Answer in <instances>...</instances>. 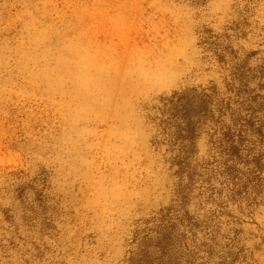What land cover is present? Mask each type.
Returning a JSON list of instances; mask_svg holds the SVG:
<instances>
[{"label": "rangeland", "instance_id": "rangeland-1", "mask_svg": "<svg viewBox=\"0 0 264 264\" xmlns=\"http://www.w3.org/2000/svg\"><path fill=\"white\" fill-rule=\"evenodd\" d=\"M210 85L224 123L263 119L264 0H0V264L139 257L188 182L159 98ZM210 127L169 253L264 264V132L229 176Z\"/></svg>", "mask_w": 264, "mask_h": 264}, {"label": "trees", "instance_id": "trees-1", "mask_svg": "<svg viewBox=\"0 0 264 264\" xmlns=\"http://www.w3.org/2000/svg\"><path fill=\"white\" fill-rule=\"evenodd\" d=\"M255 54L256 52H252L250 55ZM261 68H255L251 72L262 75ZM244 79H246L244 85L247 86L248 76L241 78V80ZM215 90V85L198 86L173 91L170 95L159 98V114L166 118L158 125L165 123L161 133L179 147L178 152L172 157V164L178 167V175L185 173L188 182L177 192V200L174 205L170 204L160 209L156 217L146 220V222H153L154 236L144 239V247L139 257L138 255L130 257L127 264H183L169 251L173 244V234L177 231L178 225L185 224L191 219L185 206L191 183L194 181L195 169L191 167L188 159L195 150V141L202 126L210 125L213 135L217 136L213 145L219 153L227 156L223 165L226 175L229 176H233L238 171L235 166L242 160L241 143L235 141V136L242 132L247 133V131L254 135H262L264 132V113L263 119L260 120H256L252 113L243 120V123H238V121L224 123L225 106L219 101H215ZM211 160L207 161L209 166L216 161L214 158ZM248 161L249 159H246L244 163ZM253 162L256 168L260 169L259 158L253 159Z\"/></svg>", "mask_w": 264, "mask_h": 264}]
</instances>
